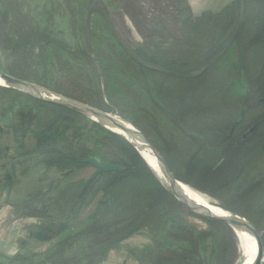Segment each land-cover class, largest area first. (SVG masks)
Returning <instances> with one entry per match:
<instances>
[{"label":"rangeland","instance_id":"obj_1","mask_svg":"<svg viewBox=\"0 0 264 264\" xmlns=\"http://www.w3.org/2000/svg\"><path fill=\"white\" fill-rule=\"evenodd\" d=\"M7 1L9 3H6ZM121 1H123V11L108 15L114 35L126 42L132 53L141 45L168 49L171 57L167 60L171 61L173 67L170 71L175 74L169 78L155 79H148L146 75L138 76L137 85H140L142 89L138 97L135 96L136 94L132 95L116 89V99L120 101L121 107L110 104L104 90L105 99L103 101L106 106L104 109L96 107L102 104L98 97L100 94L95 93V98H93L94 88L91 90L92 88L87 87L85 82L80 81L79 75H86L88 71L86 65L82 64L80 71H76L75 74L65 75V73H58L53 67L49 70L38 68L33 63L36 59L33 55L36 52L32 54V50L28 57H21L24 54L23 51L20 53L21 56L14 52L16 48H19L18 42L23 37L20 31L21 22H16L15 14L21 9L23 11L31 9L33 13L39 10L45 21L57 22L54 30L58 31V36L63 38L61 40L73 43L70 47L80 43L82 48L88 49L90 47L88 44L89 27L92 22L103 24L97 18L98 12L101 14L102 12L96 0L90 6L89 21L84 13L85 23L88 21L85 29L86 36L78 35L76 43L69 35H64L68 24L73 20H78L80 14L79 6L75 5L73 0H0V41L10 44V46L6 45V49L0 45L2 70L45 89L57 90L59 91L57 93L64 97L77 100L104 113L119 115L123 120L131 123L157 149L178 183L207 198L213 205L229 215L239 216L249 221L262 240L263 254L259 264H264V226L256 220L257 218L262 220L260 216L264 217L262 215L264 199L255 202V206L251 202L248 204L236 201L228 190L219 188L232 182L230 186L234 187L235 192L244 184L249 183L250 179L255 180L264 175V1L261 4L258 22L251 21L249 18L252 12L258 10L256 8L262 0ZM5 10L11 11V19L4 16ZM186 21L189 23L186 24ZM143 24L146 28L141 26ZM24 31L27 30L24 29ZM143 31L146 32L145 37L142 36ZM61 32L62 35H60ZM97 32L99 36L109 34L107 30ZM103 39L99 40L102 43L106 40L110 41L105 36ZM151 41L154 43H150ZM85 43L87 48L84 46ZM64 57L65 55L61 56V58ZM61 58L60 61H62ZM159 59L161 58H156L154 62L147 60L146 63H154L150 65L155 66L152 68L157 71H168L158 65L162 61ZM126 72L129 71L126 70ZM55 76L57 78H54ZM173 77L183 78V81L177 83L178 81ZM125 85L129 86L127 82ZM0 87L13 90L2 85ZM103 88L104 85H102ZM96 94H98L97 98ZM122 96L128 97L122 98ZM83 116L86 117L84 114ZM98 125L131 145L121 136ZM92 130L94 138L99 141L103 136L102 132L100 133L95 128ZM233 133H236L235 137H232ZM122 144L121 141L118 142V139L112 141L108 149L111 150L107 153L109 156L112 155L111 159L102 158L101 162L123 164L127 167L131 162L119 147ZM94 147L97 150L103 147L104 150V145L97 144ZM89 150L94 149L85 148L83 151L88 152ZM136 152L140 155L137 150ZM142 160L162 189L157 193L162 201L160 202L158 197L155 212L161 214L173 209L172 214L174 215L173 212H177L175 208L181 210V207L186 208L188 213L179 216L184 219L189 230L206 238V240L202 238L203 243L200 242L199 237L192 238L191 245L194 249L200 248L203 244L204 249H207V255L213 253L211 264H242L249 251L247 253L244 248H241L235 229L227 221L193 211L177 200L156 178L146 161L143 158ZM195 160L201 162L199 163V166H202L201 173L205 171V174L209 175L221 169L218 175L214 173L213 177L219 183H212L214 181L209 178L195 179V176H189V165ZM250 164L257 166H254V171L247 173L248 169H251ZM90 171L88 170L89 173ZM91 175H93L92 172L87 177ZM129 175L132 174L129 172ZM63 180L66 181L63 182L64 185L70 183L68 178ZM257 181L259 182V179H256ZM254 183L255 181L249 185L253 186ZM99 191L95 192L93 199L90 198L88 206L79 218L86 215L89 217L95 213L99 202ZM257 192L258 190H252L249 193V197L254 201L259 198ZM141 210L137 212L136 217L142 215L145 218L150 214L149 207L142 210V213ZM24 213L27 215L18 214L17 217L8 205H0V264H11L7 258L14 257L20 252V247L12 246L17 237V228L41 226V219L29 215V210H24ZM164 220L160 221L162 225H164ZM76 221L77 219L70 223L73 225ZM211 230L213 234L211 233L210 237L208 232ZM35 231L39 230L35 229ZM32 237L24 236L20 245L37 244ZM165 239H169L174 244L188 242L187 234L186 236L182 233L178 234L177 229L164 230L156 226H152L150 230L141 228L135 235L121 242L120 245L123 247L121 251L124 252L122 259L124 258L127 264H181L191 259L190 252L188 259L181 256L186 249L178 252V255L175 250H172L170 253L164 252L162 256H159L160 258L155 257L158 254L153 251L156 244ZM38 242L44 243L40 238ZM41 247L36 249V252L41 251L40 255L47 251L45 249L48 245ZM149 248L153 251V256L147 252ZM142 249L146 251L138 252ZM26 252L29 251H21L23 254H27ZM205 257L208 259L206 255Z\"/></svg>","mask_w":264,"mask_h":264},{"label":"trees","instance_id":"obj_2","mask_svg":"<svg viewBox=\"0 0 264 264\" xmlns=\"http://www.w3.org/2000/svg\"><path fill=\"white\" fill-rule=\"evenodd\" d=\"M94 1L73 0L75 5L79 6L78 11L80 14L77 18L78 20L68 22L64 35H69L74 40V43H76L78 35L86 36L85 29L90 19V6ZM263 1L257 6L256 9L258 10L252 12L249 20L258 22V15H260ZM6 3H9V1ZM96 3L102 12V14L98 12L97 18L103 24L101 25V22H92L91 27H89L88 44L90 47L88 49L82 48L83 46L80 43L70 47L73 43L61 40L63 38L59 37L58 31L54 30L57 22L45 21L41 17L39 10L33 13L31 9L24 11L21 9L15 13L17 19L14 18L17 23L21 22L20 31H22L23 37L18 42L19 48H16L14 52L16 55H20L23 51V56H20L28 57L32 50V54L36 52L33 55L36 58L33 63L38 68L49 70L50 67H53L58 73H65V75L68 73L75 74L76 71H80L82 64L86 65L88 71L86 75H79L80 81L85 82L87 87L92 88L91 90L94 88L92 91L93 98H95V93L100 94V96L96 94V98L98 95L102 104L96 107L104 109V106H106L103 101L105 99L103 90L104 92L106 91L110 104L121 107L120 101L116 99V89L132 95L136 94L135 96L138 97L142 93L140 85H137L138 76L142 75L144 77L146 75L148 79H155L159 77L169 78L175 75L171 73L170 69L173 67L171 61H168L171 54H168V49L158 46L150 48L147 45L137 47V50L132 53L127 43L114 35L110 23L111 19L108 18V15L113 12L123 11V1L96 0ZM84 13L87 15V19L89 17L86 23ZM4 16L11 19V11L5 10ZM188 23L189 21H186V24ZM141 26L146 28L144 24ZM24 29L27 31H24ZM98 30H107L109 34L104 36L109 38L110 41L106 40L102 43L99 39H103L104 36H99ZM143 32L142 36L145 37L146 32ZM60 35H62V32ZM150 43L154 42L151 41ZM0 45L4 49L7 48L6 45L10 46L9 43L1 41ZM84 46L87 48L86 43ZM11 50L12 48L9 52ZM6 52L10 54L8 51ZM62 55H65V57L61 58ZM60 58L62 61H60ZM156 58H161L159 60L162 61L158 65L161 68L168 69V71L163 69H161L163 71H157L152 68L155 66L150 65L154 63H146L147 60L154 62ZM133 69L135 70L134 72ZM126 70L129 72H126ZM54 78L57 77L55 76ZM85 78L88 79L85 80ZM173 78H176L177 83L183 81V78L180 77ZM126 82L129 86L125 85ZM102 85H104L103 89ZM54 92L57 93L59 91L55 90ZM125 97L127 98L128 96H122V98ZM29 128L33 129L36 146H34L35 149L30 150L28 153L42 156L46 160L45 164L48 171L53 176L46 190L35 193L29 200H25L24 203L18 205V212L21 215H27L24 210H29V215L42 220L41 226H32L28 230L33 232V230L38 229V234L34 233V237L31 234L32 239L36 242L40 238V240L44 241L45 246L48 245V247L45 249L47 251L40 255L41 251L30 250V247H28L30 246L29 243L26 245L19 244V254L7 258L11 264H101L108 258L110 253H120L123 248L120 244L123 240L135 235L141 228L150 230L152 226L164 228V230L177 229L178 234L182 233L184 236L187 234L188 238L186 243L178 242L174 244L169 239L158 242L155 250H153L158 253V256L156 255L155 257L160 258L159 256H162L164 252L170 253L172 250H175L178 255V252L186 249L183 255L181 253V256L184 259H188L190 252L191 259L185 260L183 263L179 261V263L211 264V255L213 253L207 255V249H204L203 244L196 249L191 245V239L194 237H199L201 243L204 242L202 238L205 240L206 238L187 228L186 222L179 216L188 213L186 208L181 207L182 210L175 208L177 212H173L174 215L172 214L173 209L164 211L161 214L155 212V203L158 202L159 197L157 193L162 191V189L152 173H149L150 170L148 171L145 162L131 145L80 113L49 105L17 91L0 87V131L25 133ZM92 128L102 132L103 136L100 137L99 141L94 138ZM235 134L233 133L232 137H235ZM115 139L123 143L119 147L125 152V156L130 159L131 163L127 167L122 164L125 168L123 172L93 173V175L87 177L91 174L90 168L92 165L87 163L85 159L94 158L101 162L102 158L108 159L112 157V155L109 156L107 153L110 152L111 149H108ZM97 144L104 145V150L103 147L97 150L94 147ZM85 148L94 150L84 152ZM199 163H201L200 160H195L189 165V176L193 175L195 179L209 178L214 181L212 183H219L213 177L215 176L214 173L218 175L221 169L208 175V173L205 174V171L201 173L202 166H199ZM254 166L257 165L250 164L249 168L251 169H248L247 173L254 171ZM129 172L132 174L131 176ZM84 175L86 176L84 177ZM62 178H68L70 183L64 185L65 183L63 184V182L66 181ZM256 179H259V182H256ZM253 181H255L254 185H249ZM231 183L219 188L228 190L236 201H243L248 204L251 202L252 205L256 206L255 202L264 199V175L261 178H255V180L253 178L250 179L249 183L244 184L242 188L235 190V192L234 187L230 186ZM94 188L95 190H93ZM145 188H147L146 191ZM252 190H258L259 198L255 201L249 197V193ZM96 191H99V202L95 213L89 217L86 215L83 218H79L80 214L88 206L90 198H94ZM159 201L161 202L162 199L160 198ZM248 204L247 206H250ZM262 205L263 212L264 203ZM148 207L150 208V214L147 217L143 218L142 215L136 217L140 209L144 210ZM255 213L258 212L255 211ZM262 215H264V212ZM75 219L77 221L72 225L70 222ZM260 219L262 220L258 218L256 220L264 226V217L260 216ZM161 220H164V225L160 223ZM46 232L50 234L45 235L47 234ZM211 233L213 234V230L208 232L210 237ZM23 250L29 252L23 254L21 253ZM143 251L145 252L146 250L142 249L138 252ZM153 251L151 248L147 249V252L152 256L154 254ZM39 257L41 258L39 259Z\"/></svg>","mask_w":264,"mask_h":264},{"label":"crops","instance_id":"obj_3","mask_svg":"<svg viewBox=\"0 0 264 264\" xmlns=\"http://www.w3.org/2000/svg\"><path fill=\"white\" fill-rule=\"evenodd\" d=\"M34 140L32 128L25 133L0 131V205H8L16 216L21 215L18 212V205L29 200L35 193L46 190L53 176L48 171L46 160L42 156L28 153L35 149ZM30 227L17 228V237L12 243L13 247H19L24 236H31L32 233L38 234V231H29ZM46 233L45 235L50 234ZM36 243H30L28 246L30 250L36 251L42 248L41 246H45V243L38 241ZM121 252L110 253L101 264H127L124 258L122 259L124 252Z\"/></svg>","mask_w":264,"mask_h":264},{"label":"bare ground","instance_id":"obj_4","mask_svg":"<svg viewBox=\"0 0 264 264\" xmlns=\"http://www.w3.org/2000/svg\"><path fill=\"white\" fill-rule=\"evenodd\" d=\"M4 81L5 79L0 76V85H3ZM11 84L18 86L15 83ZM23 90L37 98L55 102L58 101L76 109H80L77 104L72 103L67 99L56 97L45 89L37 88L36 86H29L24 87ZM102 114L103 115L93 113L91 117L93 118V120L98 121V123H100L107 130H110L111 132L122 136L131 144H133V146L143 156L156 178L160 181L161 184H163V186H165L170 192H172L176 198L190 203V205H192L196 210H198V212L202 214L212 215L216 217L229 216V213L213 205V203H211L207 198L183 186L181 183L174 181V179L170 177V174L168 173L164 163L160 161L153 146L135 126H133L128 121L123 120L121 117H119V115L117 116L115 114ZM234 229L240 239L241 248H244L247 253L249 251V254L246 253V258L242 264H252V260L257 249L256 242L251 238L249 232L245 227L236 225Z\"/></svg>","mask_w":264,"mask_h":264},{"label":"water","instance_id":"obj_5","mask_svg":"<svg viewBox=\"0 0 264 264\" xmlns=\"http://www.w3.org/2000/svg\"><path fill=\"white\" fill-rule=\"evenodd\" d=\"M0 76L5 79L4 83L2 86H5V87H8V88H11L13 90H16V91H19V92H22L24 94H27L28 96H31V97H34L35 99L37 100H40L46 104H49V105H53V106H56V107H60V108H63V109H67V110H70V111H74L76 113H80V114H84L86 117H88L89 119H91V115H93V113L95 114H100V115H103L102 111L100 110H97L96 108L92 107V106H89L87 104H84L82 102H79L77 100H74V99H71V98H67V97H64L62 95H60L59 93H56L54 91H51V90H48V89H45L41 86H38L34 83H31L29 81H25L23 79H20V78H17L11 74H8L6 72H4L2 70V67L0 65ZM11 83H15L17 84L18 86H15ZM37 87V88H41V89H45L47 90L49 93H52L53 95H55L56 97H59V98H62V99H67L68 101H71L72 103H75L78 105V107H80V109H76L74 107H71L69 105H66L64 103H61V102H55V101H50V100H44V99H41V98H37L27 92H25L23 90L24 87ZM104 114H108V113H104ZM93 120V118H92ZM95 122L98 123V121L96 120H93ZM100 124V123H98ZM101 125V124H100ZM110 131V130H109ZM142 133V132H141ZM143 134V133H142ZM144 135V134H143ZM120 136V135H119ZM122 137V136H121ZM123 138V137H122ZM125 139V138H123ZM126 141H128L127 139H125ZM148 140V139H147ZM149 141V140H148ZM129 142V141H128ZM130 143V142H129ZM150 143V142H149ZM131 144V143H130ZM151 144V143H150ZM133 146V144H131ZM152 145V144H151ZM153 146V145H152ZM134 147V146H133ZM135 148V147H134ZM154 150L157 152V155L160 159V161H162L168 171V173L170 174V177L172 179H174L173 175L171 174V170L170 168L168 167L166 161L163 159V157L159 154V152L157 151V149L153 146ZM136 149V148H135ZM137 150V149H136ZM138 151V150H137ZM139 152V151H138ZM141 155V154H140ZM141 157L143 158V156L141 155ZM144 159V158H143ZM145 160V159H144ZM85 161L89 164L92 165V173H114V172H123L125 170V168L122 166V165H118V164H112V163H102L94 158H86ZM222 162V161H221ZM147 163V162H146ZM148 165V164H147ZM150 168V167H149ZM174 181H176L174 179ZM172 193V192H171ZM173 194V193H172ZM176 198V197H175ZM177 200H179L178 198H176ZM180 202L184 203L188 208H190L191 210L193 211H198L196 210L192 205H190V203H187L183 200H179ZM91 208H89L90 210ZM202 214V213H201ZM203 215H206V214H203ZM206 216H212V215H206ZM212 217H215L216 216H212ZM217 218H221L225 221H227V223L234 229V227L236 225H240V226H243L247 229V231L249 232L251 238L256 242V246H257V249H256V253H255V256L253 257V260H252V264H259L260 260H261V257H262V254H263V245H262V240L261 238L258 236L257 234V231L255 230V228L249 223L248 220L244 219V218H241L239 216H235V215H229L227 217H217Z\"/></svg>","mask_w":264,"mask_h":264}]
</instances>
